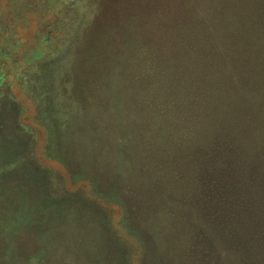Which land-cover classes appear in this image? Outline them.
Instances as JSON below:
<instances>
[{"label": "trees", "instance_id": "obj_1", "mask_svg": "<svg viewBox=\"0 0 264 264\" xmlns=\"http://www.w3.org/2000/svg\"><path fill=\"white\" fill-rule=\"evenodd\" d=\"M88 1L9 0L16 18L37 4L39 20L32 42L22 41L7 20L13 17L0 6V165H7L0 166V172L28 171L38 177L49 172L36 155L40 131L45 133L44 140L40 137L44 157L66 162L57 137L75 138L62 103L72 90L61 79L70 77L68 70L76 59L75 54L66 53V40L62 41L66 33L59 35L55 24L59 26L71 9L85 14ZM171 8L168 43L161 38L155 45L126 50L129 57L119 76L123 89L135 94V99L132 110L126 112L132 123L123 136L128 137V147L122 155L130 162L131 172H140L154 183L159 187L157 194L166 200L155 205L151 221V230L159 232L158 251L169 252L170 244L163 241L169 231L178 242L174 253L185 250L190 255L197 247L191 248L193 242L211 240L204 231L207 228L217 235L221 264L226 257L235 259L227 264H264V0H171ZM50 10L59 20L43 25ZM83 23L81 31L87 26ZM68 34L72 37V31ZM71 77L90 87L79 73ZM111 85L109 80L104 89ZM17 94L27 97L36 125L19 121L26 108ZM97 111L93 116V110H81L83 120L88 117L94 122L95 118L96 123L102 117ZM111 133L112 129L95 124V153ZM99 164L91 172H102L105 166ZM16 167L19 170L14 171ZM182 172L187 173L186 189L180 188ZM12 177H0V230L29 223L43 232L54 223L49 217L63 221L61 212L73 205L66 198L54 202L56 198L50 197L54 203H47L45 211L36 206L25 209L14 204V208ZM118 191L119 199L113 200L123 202ZM55 204L62 208L52 214ZM187 207L191 213L184 216L182 210ZM17 211L23 213L22 219L16 218ZM8 249L0 241V264H5L2 258ZM208 253L203 247L201 258L206 260Z\"/></svg>", "mask_w": 264, "mask_h": 264}, {"label": "rangeland", "instance_id": "obj_2", "mask_svg": "<svg viewBox=\"0 0 264 264\" xmlns=\"http://www.w3.org/2000/svg\"><path fill=\"white\" fill-rule=\"evenodd\" d=\"M8 2L9 0H0L4 14L13 17L8 18V22L19 32L23 42H32L39 20L37 4L29 5L16 18L11 11L12 7H8ZM87 3L85 14L71 9L70 13L63 16L60 25L66 30H60V25L55 24L59 35L66 33L62 39L66 40V53L75 54L76 59V66L68 70L70 77L61 79L62 85L72 90L66 94L62 103L67 110V127L75 138L66 141L65 138L57 137L56 142L61 150L59 151L64 152L66 162L62 163L56 157H44L41 153L44 142L40 137L44 140L45 133L40 131L36 155L42 158L41 161L49 172H42L40 178L35 176L34 172L28 171L3 172L5 169L0 172L1 178L13 176L9 183L13 189L11 193L14 191V208L15 205L26 206L25 209L36 206L45 211L47 203L57 202L58 197L66 198L68 204L73 205L71 209H68L67 205L66 210L61 212L63 221L54 218L55 215L49 217L54 223L43 232L40 227L35 229L33 225L28 226L29 223H26L24 228H20L21 223H17L1 229V244L10 247L2 262L115 264V261H122L124 264H221L217 235L211 234L207 228L204 231L209 234L208 238L211 240L207 243L200 239L193 242L191 248L197 247L190 255H187L185 250L181 254L174 253L173 247L178 242L174 241L176 239L169 231L165 232L167 236L163 239L170 244L169 252L163 246L161 247L165 251H158L159 232L152 231L154 229L151 221L154 219L153 212L157 209L155 205L166 203V200L157 194L159 187L154 183L150 184L152 182L148 183L140 172H131L130 162L122 155L125 153V147H128V137L123 136L128 135V126L132 123L126 119V112L132 110V102L135 99V94L123 89L119 76L120 73L123 74V64L129 57L126 50L130 51L131 48L142 44L155 45L157 39L161 38H166L164 43L169 42L171 0H89ZM55 13L54 10L48 11L45 16L47 21L43 20V25L51 24V21L56 23L59 18H56ZM83 22L87 23L85 31H81ZM71 31L72 37L68 34ZM50 35L54 38L53 33L50 32ZM122 50H125V53ZM134 57H137L136 53ZM75 72L90 82L89 88L81 84L79 77L71 79ZM109 80L112 85L104 89ZM79 84L81 85L78 89ZM13 89L18 90V87ZM16 97L26 108V112L19 114V121L24 125H36L37 123L32 121L34 110L27 97L20 94ZM81 110H93V116L95 110H98L102 117L96 123L100 124L102 129H112L111 135L104 140V145L98 147L97 153V147L92 143L95 118L94 122L89 121L88 117L83 120ZM74 116L75 121L71 123L69 119ZM117 147L122 149L121 153L116 151ZM95 156H100L101 164ZM96 163L105 166L102 172H91ZM0 166L7 167L3 164ZM17 170L19 168L16 167L14 171ZM149 173L146 172V175ZM182 174L184 177L180 188L186 189L187 173ZM48 190L50 196L46 195ZM116 191L121 195L123 202L113 200L116 196L118 199L120 197L116 195ZM50 197L56 198L54 202ZM61 208V205L55 204L52 214L59 212ZM148 209L151 210L147 211ZM182 211L184 216L191 213L188 207ZM169 212L171 213L170 210ZM21 213L17 211L16 218L22 219ZM97 220H100L99 223ZM198 222L200 227L201 221ZM190 224L188 221V231L191 233ZM203 247L209 249L206 260L201 258L200 254ZM184 253L186 254L183 255ZM36 255L38 259L32 263ZM229 261L234 263L235 259L226 257L222 264Z\"/></svg>", "mask_w": 264, "mask_h": 264}]
</instances>
